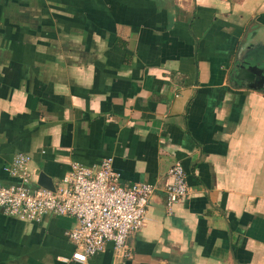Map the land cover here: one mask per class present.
I'll return each instance as SVG.
<instances>
[{
	"label": "crops",
	"instance_id": "1",
	"mask_svg": "<svg viewBox=\"0 0 264 264\" xmlns=\"http://www.w3.org/2000/svg\"><path fill=\"white\" fill-rule=\"evenodd\" d=\"M19 153L30 189L113 157L120 184L156 191L125 255L86 263L75 217L0 207V264H264V0H0V183L21 182Z\"/></svg>",
	"mask_w": 264,
	"mask_h": 264
},
{
	"label": "built area",
	"instance_id": "2",
	"mask_svg": "<svg viewBox=\"0 0 264 264\" xmlns=\"http://www.w3.org/2000/svg\"><path fill=\"white\" fill-rule=\"evenodd\" d=\"M31 156L17 154L6 170L21 182L0 183V207L11 216L40 221L45 215L75 217L76 226L65 231L75 246L72 259L81 263L102 252L112 242L118 253H126L128 238L144 227L149 203L156 186L149 182L120 184L113 166V157L88 166L72 162L70 169L55 190L30 189L25 182L32 177ZM166 185L168 212L189 193L187 174L181 161H175L168 171Z\"/></svg>",
	"mask_w": 264,
	"mask_h": 264
},
{
	"label": "water",
	"instance_id": "3",
	"mask_svg": "<svg viewBox=\"0 0 264 264\" xmlns=\"http://www.w3.org/2000/svg\"><path fill=\"white\" fill-rule=\"evenodd\" d=\"M38 184L43 188H48L51 190L56 189V185L54 181L52 180V178L44 172H41L39 174Z\"/></svg>",
	"mask_w": 264,
	"mask_h": 264
}]
</instances>
